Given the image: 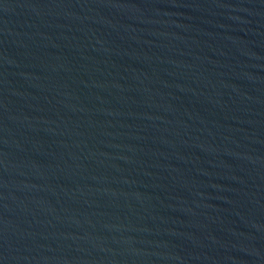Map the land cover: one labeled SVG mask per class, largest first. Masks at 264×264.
<instances>
[{"label":"water","instance_id":"obj_1","mask_svg":"<svg viewBox=\"0 0 264 264\" xmlns=\"http://www.w3.org/2000/svg\"><path fill=\"white\" fill-rule=\"evenodd\" d=\"M0 264H264V0H0Z\"/></svg>","mask_w":264,"mask_h":264}]
</instances>
